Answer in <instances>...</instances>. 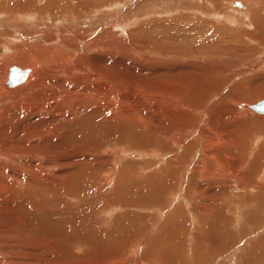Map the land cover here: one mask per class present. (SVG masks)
Wrapping results in <instances>:
<instances>
[{
	"label": "rangeland",
	"instance_id": "374dc122",
	"mask_svg": "<svg viewBox=\"0 0 264 264\" xmlns=\"http://www.w3.org/2000/svg\"><path fill=\"white\" fill-rule=\"evenodd\" d=\"M2 1L0 81L3 79L4 82L0 83V141H4L1 144V148H4L15 126L12 118L16 106L23 102L21 98L11 95L3 85L8 80V71L21 64V55H18L20 47H24L23 51L25 47L35 45L45 32L55 36L48 43H43L45 48L52 49L54 53H58V49L72 54L70 47L60 43L64 42L62 40L65 37V43H72L66 39L70 38L67 36L68 31L75 30L71 29L73 21L63 18V22L50 29L48 18L56 11L60 14L54 20L59 21L61 14L71 10L69 6L77 1L6 0V4ZM118 1L122 3L117 8L115 3ZM173 1L168 0L169 3ZM179 1L175 0L170 6L167 0H112V7L116 11L106 10L101 15L103 19L96 23L97 33H102L104 40L111 31L118 38L117 44L109 45L112 51L115 50V56L107 48L101 51V57L104 58L102 68L113 67L111 59L114 57L118 59L119 69L131 73L135 78L139 77L137 73L141 68L146 67L144 62L150 63L155 58L156 52L153 54V50L166 53L159 57L161 60L167 59L159 65L155 64L146 73L141 70L148 77L139 79L140 83L133 82L137 88L121 84L125 85L119 96L121 109L128 116L133 114L134 118L151 119L153 123L148 122L140 131L124 127L117 134L116 144L103 149L100 164H95L96 167L100 166L97 173L86 172L84 178L89 183L85 181L66 186L70 176L66 177L63 169L58 172L52 165H40L39 158L30 159V155L24 153L19 156V160L14 161V167L9 163L8 152L4 155L5 159H0V264H264V113L246 110L255 102L264 100V48L255 39H264V26L250 28L242 21V25H238L229 18L217 17L215 11L209 14V10L218 8L228 15L236 13L233 19L237 20L241 15L238 10L232 9V3L235 2V8L239 5L236 3L238 1L252 6L253 0L180 1L184 5H199L205 9V12L199 11L202 14L197 15L192 11L182 13L185 9ZM46 2L52 9H42ZM174 5L175 11L152 12L156 6L157 9L162 6L161 10H164ZM62 7L68 10L64 11ZM188 13L190 17H181L180 20L196 21L193 32L181 28L190 34H186V39L170 37L175 28L168 27L169 21L183 14L188 16ZM134 15L139 17L133 19ZM94 17L96 15L92 19ZM204 25L207 27L202 28ZM221 26L223 28L220 31ZM237 26H241V29ZM24 30L29 33L24 34ZM189 36L198 39L192 40ZM134 44L139 46L136 48ZM183 44L188 48L194 47L190 59L194 57L193 54L197 57L198 53V58L194 57L197 64L193 71L205 69L199 73L203 85L194 90L187 85V77L193 71L188 69L189 58L184 57L183 49L180 48ZM5 45L20 50L18 53L15 50V58L14 52ZM142 46L146 47L142 49ZM172 48L179 52H174ZM46 55L51 56L50 53ZM129 55L139 63L143 58L142 65L133 63L127 66L132 63ZM9 56L14 58V62ZM68 56L61 60H66ZM27 61L28 65L24 68L29 69L30 73L35 72L37 67L33 69L29 58ZM30 73L29 76H32ZM28 78L14 87L20 88ZM138 86L145 87L147 92L164 88L168 95L182 96L183 107L176 108L168 99L160 104L154 96L146 99V93ZM39 115L26 122L30 124L47 120L41 118H46L48 114ZM18 117L22 119V116ZM24 134V130L20 131L21 136ZM172 138H175L174 142ZM52 142H57V138ZM52 157L54 155L48 159ZM119 174L122 177L121 184ZM62 183L65 187L63 189L62 185L63 190L60 187ZM76 190H80L82 196L81 193L76 195ZM154 238L156 241L150 243ZM105 259H112V262L103 263Z\"/></svg>",
	"mask_w": 264,
	"mask_h": 264
},
{
	"label": "bare ground",
	"instance_id": "6f19581e",
	"mask_svg": "<svg viewBox=\"0 0 264 264\" xmlns=\"http://www.w3.org/2000/svg\"><path fill=\"white\" fill-rule=\"evenodd\" d=\"M4 1H6V0H4ZM4 1H2V2H4ZM19 1H21V0H19ZM75 1H77V2H75ZM75 1H74L75 4L73 2L74 5H72V6H69L68 5L70 7L69 9H71V10L66 11V13L64 12L63 15L61 14L59 21L54 20L60 14V13L58 14V12H56V11H53L52 12L56 16H53V14H52V15H49V18H48L49 23H50V26H49L50 29L53 28V27H55L56 25L58 26V24H60L61 22H63V20H62L63 18H65V20H68V21L69 20L73 21V23H71L72 26H73V27L71 26V29H74L75 28V30L74 31H72V30L71 31H68L69 29L68 30L66 29L68 31V35L67 36H69L70 38L71 37H74V39L72 38L73 40H71L70 38H68V39H66V41L67 40L68 41H72V43H70V42L69 43H65V38H67V37H65V38L63 37L64 39L62 41H64V42H61L60 43L63 46L65 45V47H68V48L70 47V49L72 50V52H71L72 54H69L66 51L58 50V49L56 50V52H58V53H54L52 51V49L45 48L43 46V43H48V41L53 40L55 38L54 35H52V34L48 35L47 32H45L44 35L43 34L41 35V40L38 41V42H36L35 45L25 47V50H23V51H22V49L24 47L23 48L20 47L21 48L20 49L21 51H20L19 49H15V48H13V49L7 48V46L5 45L6 48L9 49L12 53L14 52L13 53V57L14 58L17 55L16 53H18L20 51V53H18V55H21L20 58H19L20 59L19 62L21 64L16 65V66H13L12 65V66L15 67L17 70L22 71L21 73H22V75H24V78L21 81H19L17 84L11 85V83L9 81V78H10V70H9L8 71L9 72L8 80H6V82L3 85L6 88V90H8L11 93V95H15L16 97H18V99L21 98V100L23 102H21V101L20 102H21V104L23 106L22 105H19V103H18V105L16 106L17 109L15 110L14 114L12 113L13 114V118L12 119L15 120V122H14L15 123V126H14V129H13L12 133H11V137H9L8 142L5 144L6 147L1 148V144L4 141L3 142L0 141V159H2V160L5 159L4 158V155H5L6 152H8L9 157H10L9 163H10V165L13 166L14 165V161L17 160V159L19 160V156H22L23 155L22 153H24V155H30V159L39 158L38 160L41 161L40 162V165H52L53 167H55V168L58 169V172H59V169H63L64 170V174L66 175V177L70 176L69 177L70 178L69 181L67 180L68 182H66V179H64V177H61V179H63V181L66 182L65 183L66 186H68L67 184H71L72 185V183H74V184L75 183L81 184V183H85V181L88 182V180H86V178H84L86 176V172L88 173V171H94V172L97 173V171H98L97 168H99L100 166L96 167L95 164L96 163H98V165L100 164L99 159L102 158L103 149L105 147H107V145L108 146H111V145H115L116 144V141H117V138H118L117 137V134L119 132H121L124 129V127H128V128H130L132 130H135V131H140V129L142 127L145 128V126H146V124L148 122L151 123V124L153 123V121L151 119H143L141 117L139 118L138 115H137L138 117L136 116L137 118H134L135 116H132L133 114H131V116H128V115H126V112L121 109L122 102H119V100H120L119 99V96H120V92H121L122 88L123 87L125 88V85L123 86L121 84L131 85L132 88H134V89L137 88L134 83L135 82L136 83H140V81H138L139 79H142L143 77H148V75L147 74H143L141 70H145V73H146L149 69L152 68V66H154L155 64H158L159 65L161 62H163V61H165L167 59V58L166 59L164 58V59L161 60L160 57H159L162 54L166 55V53L160 52V50H153L154 51V52H152L153 54H155V52H156L155 58L151 62L148 60L150 63H148V62L145 63L144 60H143V62L146 65V67L145 68H141V70H140L141 72L139 71V73H137L139 75V77L137 76L135 78H133L130 75L131 73L130 74H127L126 72H124V70H120L119 69V66L117 64L118 61H116L118 59L117 58H114V57L111 59V61H113V63H114V66L113 67H111L110 69H104V68H102V61L104 60L103 56L101 57L102 52H103L102 50L105 49V48H107L108 50L112 51L110 49V46L109 45H111V44H117L118 43V38H117V36L114 35L116 33H114L113 31L110 30L111 32L109 33L110 34L109 37L107 38V36H106L107 39L104 40L103 39L104 36L101 35L102 33L101 34H98L97 33L98 27L96 26V23L98 21H101V19H103L102 18L103 16H101V15H104V12H106V10H108V11L110 10V12L116 11L115 8L112 7V2H111L112 0H75ZM243 1H245V0H243ZM69 2H70V0H69ZM165 2H166V0H165ZM167 2H168V0H167ZM173 2L175 3V0ZM121 3H122L121 1H118V2L115 3V4H117V8L120 7ZM168 3H166V4H168ZM174 3H169V4L171 6ZM182 3H183V1H182ZM238 3H239V5H237V6H239V8L237 6L235 8V2L232 3L231 6H232V9L233 10H238L240 12L239 15H241V16H238V17L241 20H239L238 17L236 18L237 20L233 19L234 16L236 15V13H235L236 11L233 12L235 14L228 15L226 13V11H223L222 9H219L218 10V8H217V9L209 10L210 11L209 14H211V13L213 14V12L215 11L217 17H220L221 16V18H229V19L235 21L238 25H239V23H240V25H242L241 23L243 22L247 27H250L251 26L250 28H253L255 26H257V27L258 26L259 27L260 26L261 27L264 26V0H260V1L258 0L256 3H254V0H253L252 6L251 5L244 4L245 2L243 3V2H239L238 1ZM241 3H243V4H241ZM32 4H34V3H32ZM256 4H257V6H256ZM160 5H158V7H160ZM165 6L166 5H164L163 7H165ZM198 6L197 7H196V5L189 6V4H185L184 5V3H183L182 4V7L185 10L182 11V13H184L186 11H188V12L189 11H192L191 13H193L194 15L195 14L197 15V13L202 14L199 11L205 12V9L203 10V9H201ZM42 7H41L42 9H46V7H49V6L47 5V2H46V3H44V5ZM64 7H62L64 11L65 10H68L67 8L65 9ZM156 7L153 10L151 9L152 12H158V11L171 12V11H175V9H176L175 8V5L173 7H171L170 9L168 8V9H164V10L163 9L161 10V8H163L162 6L159 9H157ZM49 8H51V7H49ZM225 10L228 11V9H225ZM91 12H95V13H91ZM206 12L208 13L207 10H206ZM239 12H237V13H239ZM94 15H96V17L98 16V19L96 17H94V19H92V17ZM18 17H19V15H18ZM138 17H139L138 15H134L133 19L134 18L137 19ZM181 17H187L188 18L190 16H189V13H188V16L185 15V14H183V16H180V17L177 16V17H174L173 19H171L173 21H169L168 20L169 21L168 27L172 28L171 26H173V28H175L174 31H171V34L172 35H170V37L171 36H174L176 39L177 38L178 39H181L183 37V38L186 39V37L188 36V35L186 36V34H189V33H185L184 31L187 30V29H189V31H192V29L195 26H197V25H195L196 24L195 23L196 21L193 22V21H191L189 19L182 20L184 18H182L180 20ZM95 20H97V21H95ZM217 20H219V19H217ZM92 22H93V24H92ZM197 22H199V21L197 20ZM201 23H202V21H201ZM65 24L66 23H64V25ZM199 24H200V22H199ZM201 26L202 25L200 24V27ZM205 26L207 27V25H204L202 28H204ZM208 26H209V24H208ZM215 26L216 25H214V27ZM223 26L219 27V29L220 28L222 29ZM112 27H113V29L115 28L114 26H112ZM237 27L239 29L241 26L240 27L237 26ZM257 27H255V28L257 29ZM181 28L182 29H185V30L183 31ZM42 29H43V27H42ZM221 29H220V31H221ZM263 29H264V27H262V30ZM205 30H203V31H205ZM230 30H232V29H230ZM242 30L244 31V29H242ZM67 31H66V33H67ZM262 32L264 33V30ZM262 32H261V34H262ZM23 33L24 34H27L29 32L26 31V30H24ZM99 33H100V31H99ZM198 33H199V31H198ZM245 34H246V32H245ZM57 35H59V34H57ZM193 35H194V33H193ZM193 35H191V36L193 37ZM0 36H1V34H0ZM240 37H242V36H240ZM196 38H194V39L191 38V39L192 40H195ZM197 39H196V41H197ZM250 39L253 40V37H250ZM255 39L258 42V43L257 42L256 43L259 46H261V48L262 47L264 48V39H260V38H257V37H255ZM227 40H229V39L227 38ZM55 41H58V40H55ZM71 44H72V46H70ZM134 46L137 48L139 45L137 46V44L136 45L134 44ZM259 46H258V49L260 48ZM142 47H143L142 49H144L146 46H142ZM246 47H248V46H246ZM180 48L183 49V52H184L183 55H184V57L189 58L188 64H189L190 68H188V67L187 68L189 70L193 71L194 70V66L197 64L196 61H195V58H198V53H197V57L195 56V54H193L192 57L194 56L195 58L193 57L194 59L193 58L190 59L192 52L195 51L194 50V47L190 46L188 48V47H185V45L183 44ZM126 49H127V47H126ZM239 49H241V48H239ZM242 49H244V48L242 47ZM15 50H17L16 53H15ZM172 50L174 52H179L178 50H176L174 48H172ZM229 50H230V48L228 49V51ZM226 51H227V49H226ZM245 51H246V49H245ZM261 51H263V50L261 49ZM88 52H90L89 55H88ZM133 52H135V50H133ZM209 52L210 51H208L207 53H209ZM239 52H238V54H239ZM46 53H50V55L53 54V53L54 54L51 55V56H47L46 55L47 57H45L44 54H46ZM64 53L69 54V56L68 55H64ZM109 53H111V52H109ZM112 53H113L112 55H114L115 54V50L112 51ZM6 54H8V52ZM240 54H242V53H240ZM244 54L247 55L246 53H244ZM183 55H180V56L182 57ZM11 56H12V54H11ZM11 56H9L10 57L9 59H11L12 62H14V58H12ZM64 56H66V57L68 56L69 58H67L66 60H61L62 58H64ZM118 56H120V55H118ZM150 56L152 57V54ZM250 56H252V53L250 54ZM24 57H25V59H22ZM143 57H145V56H143ZM28 58L30 59L31 67H33V69H35L37 67V69L35 70V72L33 71L34 74H33V72L30 73V70L29 69H25L24 68L26 65H28V61H27ZM129 58H130V61L132 63L130 65L127 64V66H132L133 63H135V64H137L139 66L142 63V60L141 59H143V58H141V59L139 58L140 59V63H139V61L137 59L135 60L131 56ZM122 59L125 60L124 57ZM148 59H150V58H148ZM168 60H170V59H168ZM146 61H147V59H146ZM251 62L254 63V61H251ZM249 64H251V63H249ZM41 67L43 68L42 70L40 69ZM202 70L203 69H201L200 71L199 70H195V71H193L192 73H190L188 75V77H187V85H188V87L191 90H194L195 88L203 85V79L201 78V76L199 74L200 72H204L205 69L203 71ZM8 72H7V75H8ZM206 72H207V70L205 71V74H206ZM29 73H30V75L31 74H33V75L32 76H29ZM3 74H4V72H3ZM49 74H51V75H49ZM5 76H6V74H5ZM28 76H29V78H28ZM5 78H7V77H5ZM27 78H28V81H26L24 85L22 84V86L20 88L16 89V87H14V86H17V85L21 84L22 82H24ZM160 80L161 79H159V81ZM1 81H0V83H1ZM2 82H4V81H2ZM190 85H191V87H190ZM140 86H138V87H140ZM127 87H130V86H127ZM140 88H142L143 89V92L146 93V94H144L142 92L145 95L146 99H150L151 96L153 98V96H154V98H156V99L159 100L158 101V104L163 103V102H166L164 99H168L169 101L173 102L172 103L173 106H175L176 108H179L180 109V106L184 103V101L182 99V96H178L177 94H170V95H168V94L165 93L164 88H162L161 90L153 91V92H147V90L143 86L140 87ZM144 89H145V91H144ZM9 96H10V94H9ZM229 97H231V96H229ZM187 102H188V100H187ZM221 103H222V101H221ZM152 104H154V103H152ZM255 104H256V102H255ZM182 107H183V105H182ZM248 107L246 108V110L256 111L253 108H251V105L248 106ZM125 108H127V107H125ZM184 108H182V109H184ZM11 109H12V105H11ZM129 110H132V109H129ZM142 112H143V110H142ZM36 114L37 115H39V114H43V115L44 114H48L46 118H43V117L41 118V119H47V120H45V121H43V120L41 121L40 120L39 123H41V124H39L38 122L37 123L31 122L30 124L28 122H26V120L30 121L31 117L34 118L36 116ZM67 114H68V116H67ZM17 116H22V119L23 120L20 119L21 117L20 118L19 117L17 118ZM7 118H9V117H7ZM244 122H245V120H244ZM23 130H24L25 134L21 136L20 135V131L23 132ZM45 131L48 132L46 136H45V133H46ZM1 136H3V134H1ZM55 137L57 138V142L54 143V142H52V140ZM123 137H125V136H123ZM3 138L5 139V137H3ZM227 138H226V141L228 140ZM172 139H173V142H174V139L175 138H172ZM222 140L225 141V139H222ZM231 140H232V138H231ZM258 141H260V140H258ZM154 142H155V140H154ZM181 143L183 144V142H181ZM175 144L177 145V142L176 141H175ZM228 145H227V147H228ZM218 146H220V145H218ZM174 148H176V147H174ZM172 149H170V150H172ZM106 150H107V148H106ZM62 151H64V153H62ZM175 152H177V151H175ZM167 154H168V152H167ZM43 155H46L47 158H45ZM53 155H54V157H52V159H48L49 156L51 158V156H53ZM170 158H174V157H170ZM26 159L27 158H25V160ZM47 160H48V162H46ZM0 162H2V161H0ZM4 162L7 163L6 160ZM21 164H22V162H21ZM37 164L39 165V163H37ZM176 164H177V162H176ZM10 165H9V167H10ZM25 165L27 166V164H25ZM32 165L34 167V164H32ZM21 167L23 168L24 166H21ZM41 168L42 167H40L38 169H41ZM71 169L76 170V171L73 172V170H72V172H71ZM169 169H170V167H169ZM171 169H173V168H171ZM35 170H36V168H35ZM167 170H168V168H167ZM48 171H49V169H48ZM166 172H168V171H166ZM62 176H64V175H62ZM71 176H72V178H71ZM112 176L113 175H111V177ZM106 177H109V176H106ZM100 179L103 180L102 177ZM118 180H119V183H120V180H122V177H120V174L118 175ZM118 180H117V183H118ZM70 181H71V183H69ZM76 181H78V182H76ZM173 182H175V181H173ZM62 185H63V183L61 184V186L59 185L61 187V189H62ZM64 188L65 187L63 185V189ZM10 190H9V192H10ZM53 190H55V189H53ZM14 191H16V190H14ZM76 191H74V192H76ZM89 192H91V191H89ZM80 193L81 192L79 190L75 194L76 195H79ZM81 196H82V193H81ZM11 199H12V197H11ZM178 209H180V208H178ZM180 211H181V209H180ZM175 212L177 213L178 210H176ZM170 218H172V217H170ZM168 221H169V219H168ZM180 223H182V222H180ZM177 229H179V228H177ZM160 234H161V231H160ZM155 241H156V239L154 238L150 243H154ZM99 247L97 249H99ZM157 247L158 246L156 245V248ZM100 250H102V249H100ZM100 250H98V251H100ZM169 252H171V251H169ZM110 262H112V259H105L103 261V263H110Z\"/></svg>",
	"mask_w": 264,
	"mask_h": 264
},
{
	"label": "water",
	"instance_id": "95a60500",
	"mask_svg": "<svg viewBox=\"0 0 264 264\" xmlns=\"http://www.w3.org/2000/svg\"><path fill=\"white\" fill-rule=\"evenodd\" d=\"M238 4V2H237ZM22 71L17 70L15 67H12L10 69V78L9 81L11 85L17 84L19 81H21L24 78V75L21 73ZM251 108L254 110L264 113V100H261L257 102L256 104L251 105Z\"/></svg>",
	"mask_w": 264,
	"mask_h": 264
}]
</instances>
